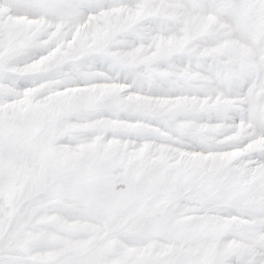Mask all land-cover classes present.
Segmentation results:
<instances>
[{"label": "snow or ice", "instance_id": "1", "mask_svg": "<svg viewBox=\"0 0 264 264\" xmlns=\"http://www.w3.org/2000/svg\"><path fill=\"white\" fill-rule=\"evenodd\" d=\"M0 264H264V0H0Z\"/></svg>", "mask_w": 264, "mask_h": 264}]
</instances>
